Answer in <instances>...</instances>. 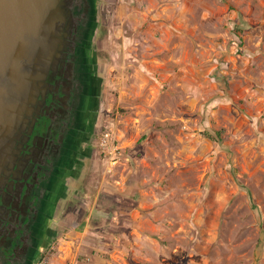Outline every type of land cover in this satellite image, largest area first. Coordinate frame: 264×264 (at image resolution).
Returning a JSON list of instances; mask_svg holds the SVG:
<instances>
[{
	"label": "rangeland",
	"instance_id": "1",
	"mask_svg": "<svg viewBox=\"0 0 264 264\" xmlns=\"http://www.w3.org/2000/svg\"><path fill=\"white\" fill-rule=\"evenodd\" d=\"M99 17L102 130L52 264H264V0H100Z\"/></svg>",
	"mask_w": 264,
	"mask_h": 264
},
{
	"label": "flooded vegetation",
	"instance_id": "2",
	"mask_svg": "<svg viewBox=\"0 0 264 264\" xmlns=\"http://www.w3.org/2000/svg\"><path fill=\"white\" fill-rule=\"evenodd\" d=\"M98 20L65 33L10 139L0 171V264L38 263L92 171L104 109Z\"/></svg>",
	"mask_w": 264,
	"mask_h": 264
},
{
	"label": "water",
	"instance_id": "3",
	"mask_svg": "<svg viewBox=\"0 0 264 264\" xmlns=\"http://www.w3.org/2000/svg\"><path fill=\"white\" fill-rule=\"evenodd\" d=\"M99 6L100 0H0V171L65 33L81 24L96 27Z\"/></svg>",
	"mask_w": 264,
	"mask_h": 264
},
{
	"label": "built area",
	"instance_id": "4",
	"mask_svg": "<svg viewBox=\"0 0 264 264\" xmlns=\"http://www.w3.org/2000/svg\"><path fill=\"white\" fill-rule=\"evenodd\" d=\"M99 146L101 148V152L104 157L108 158V161L111 162V164H114L117 157V152L119 151V147L115 144L113 140V136L110 132H106L102 134ZM117 163V162H116ZM54 246H50L43 254V256L40 258L37 264H52V259L54 256Z\"/></svg>",
	"mask_w": 264,
	"mask_h": 264
}]
</instances>
